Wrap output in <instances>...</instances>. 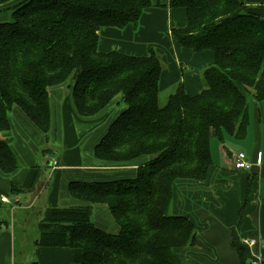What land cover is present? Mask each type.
<instances>
[{
  "label": "trees",
  "instance_id": "16d2710c",
  "mask_svg": "<svg viewBox=\"0 0 264 264\" xmlns=\"http://www.w3.org/2000/svg\"><path fill=\"white\" fill-rule=\"evenodd\" d=\"M169 6L184 8L187 17L186 27L171 35L194 52L212 50L215 62L203 72L198 95L181 85L161 106L163 62L155 49L144 57L99 50L101 30L137 27L152 0H0V9L10 11V21L0 23V171L19 168L2 137L13 108L47 136L49 89L59 85L71 91L82 118L99 115L117 98L125 106L96 145L97 160L120 166L145 159L134 178L72 182L70 195L85 205L45 210L38 246L69 248L73 264H176L175 250L194 246L197 232L171 213L175 183L206 179L212 134L220 142L225 135L244 139L249 97L264 102V19L243 0H169ZM99 204L109 209L116 233L95 226ZM233 247L241 264H251L237 231Z\"/></svg>",
  "mask_w": 264,
  "mask_h": 264
},
{
  "label": "crops",
  "instance_id": "0c3cea01",
  "mask_svg": "<svg viewBox=\"0 0 264 264\" xmlns=\"http://www.w3.org/2000/svg\"><path fill=\"white\" fill-rule=\"evenodd\" d=\"M152 1L154 7L145 10L137 27L130 24L123 29L110 27L101 30L99 50L144 57L148 55L149 48L155 49L163 62L159 103L162 99L163 105H160L165 106L170 95L181 85L189 96H196L203 90L202 75L214 64L215 54L212 50L194 52L182 47L171 35V30L186 27V10L171 8L169 0ZM243 1L264 19V4L255 0ZM49 97L52 142L50 136H44L16 107L9 115L10 130L2 133L3 139L10 142L19 168L10 175L0 171V264H17V230L31 216L32 231H35L31 239L35 242L34 259L28 258L23 263L73 264L69 248L38 246L37 225L45 210L85 205L70 195L72 182L134 178L138 167L145 161L118 166L94 157L96 145L125 109L120 98L99 115L82 118L66 85L51 87ZM248 102L250 120L246 137L238 140L225 135L220 142L213 133L211 139L216 138L217 144L213 148L210 142L213 165L206 179L175 183L171 213L186 217L197 232L194 246L175 250L176 264H241L233 247L234 231L238 232L248 261L262 259L264 264V102H258L253 95ZM85 142L87 146H83ZM61 144L63 146H59ZM236 148L241 151L236 153ZM240 153L245 154L252 164L250 170L234 168L233 159ZM249 184L251 190L248 195ZM13 186L20 191L12 194ZM2 197H6L9 203L1 202ZM243 207L242 224L238 227ZM110 215L106 205L93 207L95 226L115 233L119 227ZM251 240H256V244L248 245L247 241ZM27 243L24 242L25 245Z\"/></svg>",
  "mask_w": 264,
  "mask_h": 264
},
{
  "label": "rangeland",
  "instance_id": "374dc122",
  "mask_svg": "<svg viewBox=\"0 0 264 264\" xmlns=\"http://www.w3.org/2000/svg\"><path fill=\"white\" fill-rule=\"evenodd\" d=\"M4 8H7V7H3L0 9V10H2V11H0V23L10 21V11H8ZM249 99H250V97H249ZM160 103H161V105H163L162 99H161ZM262 111L264 112V110H262ZM44 136H46V135L44 134ZM47 136H50V142H52L54 137L51 135L50 132L48 133ZM95 137H99V135H95ZM215 143L217 144V139L216 138L211 139V144H213V148H214ZM59 146H63V145L61 144ZM83 146H87V143L85 142L83 144ZM234 151L236 153H239L241 150L239 148H236ZM237 155L238 154H236V156ZM55 163L56 164H54V165L57 166V162H55ZM112 217H110V218L112 219ZM32 218L33 217L31 216L29 218V220L27 221V223L24 224L19 230H17V242H16V249H15V254L17 257V264H24L23 263L24 260H28V258L34 259L33 250H34L35 242L33 240L31 241V239L33 238V234H35V231L34 232L32 231V229H33V224L31 223ZM112 220H114V218ZM25 239H28L29 241H24ZM24 242H28V243L25 245ZM32 262H34V260H32Z\"/></svg>",
  "mask_w": 264,
  "mask_h": 264
},
{
  "label": "built area",
  "instance_id": "2783aa9c",
  "mask_svg": "<svg viewBox=\"0 0 264 264\" xmlns=\"http://www.w3.org/2000/svg\"><path fill=\"white\" fill-rule=\"evenodd\" d=\"M234 168L238 171H248L252 168V164L248 161L245 154L240 153L234 159ZM56 164V163H55ZM1 202L9 203L6 197L1 198ZM256 240L247 241V244L254 245L256 244ZM251 264H263L262 259L260 260H253Z\"/></svg>",
  "mask_w": 264,
  "mask_h": 264
}]
</instances>
